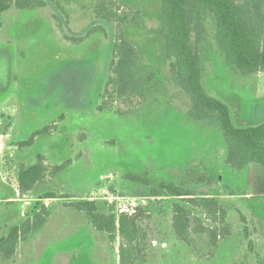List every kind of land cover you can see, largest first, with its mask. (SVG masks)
<instances>
[{"label": "rangeland", "instance_id": "374dc122", "mask_svg": "<svg viewBox=\"0 0 264 264\" xmlns=\"http://www.w3.org/2000/svg\"><path fill=\"white\" fill-rule=\"evenodd\" d=\"M44 1L41 9L12 7L0 20V192L13 196L15 189L19 195L18 170L36 163L38 155L52 172L62 164L65 168L27 193L22 218L17 204L0 205V237L6 236V226L21 224L41 206L49 212L44 227L18 244L16 257H0V264H118L119 240L111 243L84 213L67 206L87 200L103 214L109 208L145 212L140 217L147 232L143 264H264V170L255 164L240 171L228 167L221 131L189 118V99L170 72L158 34L161 0H114L120 11L138 12L123 32L136 49V75L153 77L145 100L114 101L122 114L96 110L111 33L78 44L64 39L90 29L96 0ZM261 11L264 17V0ZM202 22L203 87L228 107L236 126L259 124L264 121V73L239 75L217 47L212 17L204 14ZM45 127L50 133L37 135L30 146L19 145ZM189 170L214 184L193 183ZM128 174L150 185L130 182L124 178ZM159 182L186 183L197 197L217 198L227 211L230 236L208 256L205 236L194 238L196 253L178 241L172 229L176 200L149 196Z\"/></svg>", "mask_w": 264, "mask_h": 264}, {"label": "trees", "instance_id": "16d2710c", "mask_svg": "<svg viewBox=\"0 0 264 264\" xmlns=\"http://www.w3.org/2000/svg\"><path fill=\"white\" fill-rule=\"evenodd\" d=\"M45 6L44 0H0V20L12 7L16 10H32ZM261 7L262 0H161L158 34L163 42L170 72L179 89L189 99L188 116L194 122L215 126L221 131L226 144L225 162L235 171L250 164L258 165L264 170V121L251 126H236L228 107L210 96L203 87L201 48L205 40V28L202 17L204 14L212 17L219 51L239 75L247 77L264 73V17ZM120 10L114 0H96L92 9L94 23L90 29L78 37H64L67 42L78 44L94 34L107 36L109 31L112 35L110 58L97 112L112 110L122 114L114 101L130 102L134 98L145 100L148 84L153 78L152 75H136V49L123 32V26L130 20L135 21L138 12ZM50 131V127H45L19 145L30 146L37 135L48 134ZM64 168L65 165L62 164L55 167L56 172H52L44 164L42 156L38 155L36 163L20 166L17 175L19 193L25 195L33 191L47 176L54 177ZM188 174L195 184L207 187L214 184L212 179L194 170H189ZM124 178L145 187L150 185L146 178L140 176L128 174ZM149 196L176 200L172 204L173 232L178 241L195 253L200 251L196 249L195 237L198 240L206 237L205 254L208 256L221 241L230 236V228L226 223L227 211L213 196L202 194L197 197L186 187V183L176 185L166 182H159L156 187L151 188ZM47 198L55 197L52 195ZM67 206L84 213L91 227L106 234L111 243L119 240L118 264L145 262L147 232L140 222V217L145 214L140 207L131 213L109 208L103 214L98 211L96 203L90 200L69 202ZM194 211L199 216L192 217ZM48 216L47 208L41 206L21 224L10 227L6 236L0 238V256L11 260L18 243L42 229ZM201 217L214 226H204ZM240 219L243 222V218ZM243 236L247 239L246 228ZM248 247L252 250V243Z\"/></svg>", "mask_w": 264, "mask_h": 264}, {"label": "crops", "instance_id": "0c3cea01", "mask_svg": "<svg viewBox=\"0 0 264 264\" xmlns=\"http://www.w3.org/2000/svg\"><path fill=\"white\" fill-rule=\"evenodd\" d=\"M5 179H1V182H3ZM11 188V187H10ZM32 192V191H31ZM6 192H4V190L3 191H1L0 192V205H2V204H5V205H13V204H17L19 207H20V216H21V218L24 216L23 214H24V212L27 210V204L25 203V201L29 198V195H27V194H25V195H21L20 193H19V195H18V193H17V191L15 190V189H13V196H10V195H8V194H5ZM30 193V192H29ZM28 193V194H29ZM8 195V196H7ZM19 225V224H18ZM11 226H6V230H5V234L4 235H6L7 234V232H8V230H9V228H10ZM38 232V231H37ZM34 233H36V232H34ZM33 234V233H32ZM32 234H30V235H32ZM29 235V236H30ZM2 237H4V236H2ZM2 237H0V238H2ZM20 243V242H19ZM18 243V244H19ZM17 247H18V245H17ZM16 252H17V249H16ZM16 252H15V256L13 257V259L16 257ZM1 257V256H0Z\"/></svg>", "mask_w": 264, "mask_h": 264}]
</instances>
